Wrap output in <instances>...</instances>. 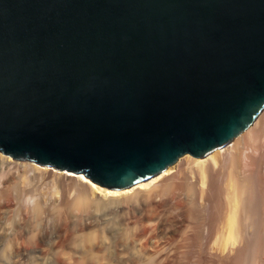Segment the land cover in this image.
Returning a JSON list of instances; mask_svg holds the SVG:
<instances>
[{"label":"water","instance_id":"water-1","mask_svg":"<svg viewBox=\"0 0 264 264\" xmlns=\"http://www.w3.org/2000/svg\"><path fill=\"white\" fill-rule=\"evenodd\" d=\"M264 124V0H0V152L110 190Z\"/></svg>","mask_w":264,"mask_h":264},{"label":"bare ground","instance_id":"bare-ground-1","mask_svg":"<svg viewBox=\"0 0 264 264\" xmlns=\"http://www.w3.org/2000/svg\"><path fill=\"white\" fill-rule=\"evenodd\" d=\"M260 247L264 124L135 191L0 152V264H248Z\"/></svg>","mask_w":264,"mask_h":264},{"label":"rangeland","instance_id":"rangeland-1","mask_svg":"<svg viewBox=\"0 0 264 264\" xmlns=\"http://www.w3.org/2000/svg\"><path fill=\"white\" fill-rule=\"evenodd\" d=\"M66 172H67V171H66ZM252 224H253V223H249L248 225L251 226ZM250 226H249V229H250L251 232H250L249 230H248V231H249V233H251V236L254 237V235H256V234H254V233H257L256 223H255V227H254V225H252L254 229H253V228H250ZM252 229H253V231L256 229V230L253 232V235H252ZM249 235H250V234H249ZM249 237H250V236H249ZM252 237H250L251 240H253ZM52 242H53V241H52ZM48 245H50V243H49ZM2 246H3V245H2ZM1 248H2V250H5L6 247H5V248H4V247H1ZM1 248H0V249H1ZM8 248L11 249V246H9ZM256 248H257V249H256V251H257V250H258V247H256ZM253 249H255V248H253ZM253 249L251 250L252 252L250 251L251 254H252L253 252H255V250H253ZM262 249H263V250H262ZM2 250H0V251H2ZM11 250H12V249H11ZM9 251H10V250H9ZM2 252L5 253V251H2ZM258 252H259V250H258ZM258 252H257V253L255 252V253H256L255 255H254V253H253L252 256L249 255V258H250V256H251V259H248V261H249V260H251V261L254 260V256H255V259H257V258L259 257V256H257V255H260V257H261V255H262V256L264 257V248L260 247V252H261V253H258ZM249 254H250V253H249ZM0 257H1V256H0ZM252 257H253V258H252ZM260 257H259V259H258L259 261L257 260L258 263H257L255 260H254L255 262H254V261H252V262H253L254 264H260L261 261L264 260L263 257H262L263 259H260ZM2 258H3V259H2ZM1 259H2L1 261H3V260H4V257L2 256ZM3 262L8 263V260H7V262H6V259H5V261H3ZM262 262H264V261H262ZM249 263H250V264H253V263H251V262H249ZM249 263H248V264H249ZM263 264H264V263H263Z\"/></svg>","mask_w":264,"mask_h":264}]
</instances>
